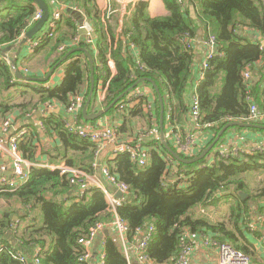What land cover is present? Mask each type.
Wrapping results in <instances>:
<instances>
[{"label":"trees","instance_id":"obj_1","mask_svg":"<svg viewBox=\"0 0 264 264\" xmlns=\"http://www.w3.org/2000/svg\"><path fill=\"white\" fill-rule=\"evenodd\" d=\"M74 1L84 10L97 36L94 47L83 40L77 45L92 56L93 105L97 104L99 82H105L110 76L107 66L110 60L115 74L100 107L110 105L138 80L151 79L165 110L170 108L164 113V124H184L194 64V49L186 44L196 37L199 26L205 39L215 38L217 52L208 62L209 68L195 92L200 110L198 124L212 135L208 145L225 124L252 123L248 120L251 103L264 112V93L259 86L262 68H255L264 61V47L254 37L256 34L264 37V7L258 0H181V3L162 0L168 15L157 18L149 16L146 2L138 1L119 35L114 33L109 21H102L92 0ZM38 10L29 0L0 3V51L17 44L30 29L31 18ZM67 25L76 32L73 24ZM42 31L33 39L37 45L31 47L33 52L24 58L26 62H20L19 66L27 71V63L44 48H47L44 61L50 63V68L70 51L60 50L62 38H45L47 32ZM62 65L61 84L46 88L45 83L17 80L10 65L0 57V118L15 109L31 113L45 103L67 107L70 98L82 91L87 97L90 69L85 55L74 52ZM246 73L248 78L244 76ZM254 76L259 79L254 81ZM141 84L150 86L147 82ZM16 97L22 101L18 103ZM156 106L155 116L145 112L142 103L116 112L126 122L116 128L120 139L133 138L128 127L131 118L145 119L147 127H151V119L159 117L157 102ZM41 124L47 134L55 135L63 143L71 156L66 159V165L94 175L98 164L109 162H98V147L70 133L62 117L44 118ZM257 124L264 126V121ZM240 130L230 128L225 134ZM248 130L264 136V130ZM142 132L133 141H140L148 150L146 166L132 163L128 154L117 155L108 163L110 173L129 190L116 209L118 217L126 223L127 241H135L138 229L152 226L154 232L146 253L153 264H174L180 241L188 233H206L250 256L240 223L243 225L247 214L264 215V150L241 153L238 157L215 152L210 161L205 158L196 164L184 165L177 163L159 141L146 138ZM225 134L215 148L224 141ZM32 139L31 134L19 143L22 156L29 162L36 153ZM167 156L173 166L167 165L164 160ZM254 175L259 177L256 185L250 183ZM77 189V185L57 170L46 168H31L26 183L14 191L0 189V200L7 202L9 208L15 207L9 214L0 215V264H21L11 253L20 252L25 256L28 253L32 257L36 249H39L36 258L42 264H87L79 261L82 250L78 241L95 224L111 221L113 213L100 188L86 187L81 195ZM240 194L246 197L242 199ZM13 216L20 222L15 230ZM103 250L104 264H127L113 238L104 239Z\"/></svg>","mask_w":264,"mask_h":264},{"label":"crops","instance_id":"obj_2","mask_svg":"<svg viewBox=\"0 0 264 264\" xmlns=\"http://www.w3.org/2000/svg\"><path fill=\"white\" fill-rule=\"evenodd\" d=\"M92 1L96 9H98V11L101 13L102 21L103 22H105V20L109 21L110 25L114 28L113 31L116 35H119L121 33L124 22L132 14L133 7L138 1H143L148 4V13L151 18L163 17L168 15L162 0H92ZM45 2L47 3L50 10L49 12L51 14L53 13V11H59L61 13L60 19L56 23L55 31H53L54 32L53 38L63 39L62 40L63 43H61L60 46L62 45L64 46L65 44L69 43L72 40V38H74L75 36H82L83 34L77 31V29L82 25H87L90 28V31L94 35V40L97 39V36L93 32V29L90 26L91 24H89L88 18L85 15L84 10L80 6H78L74 0H56L55 4L50 3L47 0ZM80 19L82 20V23L79 22ZM68 22H70L75 26L76 28L75 33H73L72 28L67 25ZM197 29L198 30L196 31V37L193 39V49H194V64L192 66L193 79L191 80V84L189 86V91L187 95L188 108L190 105V97L192 96L193 88L198 79L197 71L200 68V66L204 63L207 54V49L205 48L204 45V41L206 40L204 37V32L202 28L199 26ZM43 31L48 33L49 31L48 23H46V25L44 26ZM254 37H256V39L264 47V37H261L258 34H256ZM20 39L17 42V44L13 46H5L0 51V57L6 56L11 61L17 59L15 66L20 73L21 71L23 73L24 71H26L28 77L43 79L51 69L49 67L50 63H45L44 61V58L47 56V53L45 52L47 48L42 49L39 55L35 56V58L30 60L29 63H27L29 70L27 71L26 69H23L19 66L20 62H22L23 64L26 62L24 61V58L25 57L27 58L28 55L31 52H33L31 49L32 44L35 43L37 44V42L31 40L28 43H26L24 46H20V44H18L20 43ZM72 49L74 48L72 47L69 48V50ZM17 55L18 57L16 58ZM63 67L64 66L62 65L56 72H54V74L49 79V81H47L44 84L45 87H53L58 84H61L64 78ZM257 67L260 70L262 68V71H260L261 72L260 75H262V80L259 86L260 89L262 90V93H264V61L259 63L258 66H256L255 68ZM253 79L254 81H256L259 79V77L254 76ZM138 86H141L140 88H143L144 90H147L149 92V95L143 98V102L145 106L149 105L151 108L149 112H147L143 108L144 111L147 112L148 114L150 113L153 116H155V111L157 108L156 106L157 97L155 96L156 99L154 101V95L156 94H154L155 92L153 88L151 87V85L149 86L144 84H140ZM81 93L85 95L83 91ZM85 98L86 95L84 97L83 106L79 113V118L76 120L75 123H72V118L70 117V115L66 113L65 110L66 108L56 103H48V105L47 103H45L41 105L39 108H37V110L32 111L31 113L27 112L25 114L22 112V110L15 109L7 115V117H11L13 119L15 132L21 130L23 126H25L28 127V129L30 130L29 136L31 134L33 135L32 141L35 144L36 153L33 161L29 162L27 160L33 168H36L39 165H43L44 167L47 166L50 168L52 166H58L62 163L66 164V159H69L71 157L69 154H67L63 143L58 138H56L55 135L47 134L43 126H41L42 125L41 120L44 118H49L57 115L59 117H62L64 124L70 121L71 124H74L76 126H81V125L95 126V125L104 124V125H112L113 127L118 128L119 126L126 124L123 118H119V114L116 113L118 111L115 110L116 109L115 107H113L115 108L114 110H112L113 108L110 109L106 114H104L101 118L97 120L90 122L85 121L82 116V110L84 108L86 101ZM104 108H106V106L100 107L98 103L97 104L95 103V105H93L91 101L87 108L86 113L87 115L94 114L97 113L99 110H103ZM167 110L168 109H166L164 113H168ZM131 119L132 120L130 121L128 127H130V132L132 133L133 138H130L131 137L130 136L129 138L121 139V141L132 140L139 133H141V131H143L142 133L146 135V138L153 140L156 139L158 141L159 117L157 119L156 117H153V119H151L152 121L151 127H147V123L145 122V119L142 118L141 120L134 118ZM174 130H178L182 138H185L187 135H192L194 133H197V130L196 131L193 130V125L188 117V113H187V120L182 125L175 124V126H171L167 123L164 124V134L166 136L168 135V133H172ZM199 132H201V129ZM203 132H204V139L206 140L205 143H207L209 140H211L212 135H210L209 132L204 131V129ZM13 133H14L13 131H10L7 136L10 137L12 136ZM168 143L172 146L171 141H168ZM257 144L259 145L264 144V136L262 135V133L256 131L254 132L249 131L248 129L247 130L242 129L240 131H230L227 134H225L224 141L219 144L218 148H215V151L218 153L219 151H222L225 154V153H230L232 149H235L236 147H238L240 150H245ZM110 155L111 152L108 149H104L101 151V154H99V157L102 158L101 161H108ZM213 155L214 153H211L210 156L206 158V160L210 161ZM2 160L3 162L8 164V158L6 156ZM97 166L95 168L94 175L86 174L87 179L86 182L84 181L85 185L87 187L89 186L98 187V188L102 187L106 191L113 193L116 196V198H118L117 197L118 193L117 192L114 193V189L108 184V182L101 175L100 169L99 172L96 170ZM0 206H1L0 215L9 214V211H11L12 208H15V207L9 208V204L3 200H0ZM12 220L14 222L18 219L15 216H13ZM28 221H31V217L29 218ZM240 230L243 232V235L249 246V250H250L249 257L251 263L264 264V215L262 213H260L259 215H255L254 213L252 215L247 214L246 219L243 222V225L240 223ZM108 232H109L108 237H111L116 241V244L121 254L123 256L127 254L130 258L131 264H135L134 254H133L134 243L125 240L124 242H122L121 239L114 232L112 231H108ZM105 238L107 237H105L103 233L99 234L96 240L94 241L93 245L91 246L90 254L92 256L91 259L92 264H97L99 256L103 253V246H104L103 243ZM194 244H195V251L191 257L190 264L218 263L216 252L212 249L206 248L203 244L202 238L196 236V238L194 239ZM26 257L28 258V260L31 259V256H29L28 253L26 254Z\"/></svg>","mask_w":264,"mask_h":264},{"label":"built area","instance_id":"obj_3","mask_svg":"<svg viewBox=\"0 0 264 264\" xmlns=\"http://www.w3.org/2000/svg\"><path fill=\"white\" fill-rule=\"evenodd\" d=\"M47 1L53 4L56 3V0ZM258 1L261 2L264 7V0ZM178 3H181V0H178ZM60 14L61 13L59 11H53V13L51 14L47 22L49 31L46 34L45 38H52L54 36L53 31H55L56 23L60 19ZM41 16L42 12L38 10L31 18L30 26L32 27L41 18ZM78 30L83 35L75 36L69 43L65 44L64 46H60V50H66L71 47L75 48L81 42V40H83L87 45L91 47L95 46L94 35L87 25L80 26ZM36 45V43L32 44L33 47ZM189 45L193 47V40H188L186 46ZM204 45L207 49V54L204 63L198 69V79L193 88L192 96L190 97V105L188 111V117L193 125V130H197V133L187 135L185 138H182L178 130H174L172 133H168L167 136L165 135L167 143L168 141H171V148L178 155H183L188 159L199 155L207 147L209 142L208 141L207 143H205L206 140L204 139L203 132L205 126L201 127L198 124L200 110L199 100L195 92L197 86L203 81L205 77L204 72L209 68L208 62L213 59V57L217 54L215 38L212 36L208 37V39L204 41ZM131 47H133V45H131ZM2 59L9 65H11V60L8 59L6 56H3ZM107 66L110 72V76L105 82H99L98 90L96 93V101L99 105L105 101L109 82L115 74V67L110 60L108 61ZM24 73H26V71H24ZM244 76L245 78H248L249 75L248 73H246ZM140 87L141 86L134 88L115 104L114 107L117 109V111L121 112L126 109H133L134 107L142 103L144 109L149 112L151 107L148 104V106H145L143 102V98L147 97L149 95V92ZM84 97L85 95L83 93L74 95L70 98L68 106L65 107L66 113L72 118V123H75L76 120L79 118V113L83 106ZM155 99L156 97L154 95V101ZM167 111L169 112L170 108ZM248 120L255 124L264 121V112L262 113L255 103L250 104ZM65 125L66 129L70 133L78 136L83 140H86L91 144L96 145L98 147L97 155L101 154L102 150L108 149L111 152V155L108 158L109 162L112 161L117 155L128 154L132 163L141 167L146 166V154L148 150L141 144L140 141H133L134 139L129 141H121V139L116 133V127L104 124L95 126H76L74 124H71L70 121L67 122ZM200 129L201 132H199ZM10 131H13L14 133L12 134V136L9 137L7 135ZM29 134L30 130L28 129V127L25 126H23L21 130L15 132L14 122L11 117L5 116L3 118H0V189L3 192L14 191L18 187L25 184L29 178L31 168L33 167L22 156L19 150V143L24 137L29 136ZM263 150V145L257 144L245 150H240L238 147H236L235 149H232L230 153L232 156L238 157L241 153L251 154L255 151ZM219 153L225 155L222 151H219ZM5 156L8 158V164L3 162L2 160ZM164 160L166 161L167 165L173 166L169 156L165 157ZM109 162L104 163V165H100L101 175L114 189V193L117 192L121 194V197L116 198L113 193H110L102 187H99L104 192L106 203L108 204L110 211L113 213V219L107 223L95 224L88 231V233L78 241V244L80 245L82 250V253L79 257V261L87 264H92V256L90 254L91 246L93 245L97 236L103 233L105 230L114 232L121 239L122 242H124V240L127 241L126 223L124 220L118 217V215L116 214V209L121 206V204L123 203V198L126 194H128L129 190L126 184L119 181V179L115 175L110 173V168L108 165ZM36 168H46L51 171L57 170L61 176L67 177L71 184L78 186V195H81L87 187L84 183V181L86 182L87 175L82 170L77 169L75 167H70L65 163H62L58 166H52L50 168L47 166L44 167L43 165H39ZM164 182L166 183L165 180ZM19 225L20 222L18 220L14 221L12 229H17ZM153 232L154 228L152 226H147L137 230L138 235L135 241L132 242L134 243L133 254L135 264H152V262L148 258L146 251ZM196 236L203 239V244L206 248L212 249L216 252L218 258L217 264H252L249 256L238 251L229 243L220 242L206 233H188L187 235H185V237L180 241L179 254L174 264H190L191 257L195 251L194 239L196 238ZM38 251L39 249H36L35 253L33 254L30 260H28V258L20 252H13L11 253V256L14 259H17L21 264H42L36 258ZM124 257L126 258L127 264H131L129 256L125 254ZM104 261L105 255L103 250V253L98 258L97 264H104Z\"/></svg>","mask_w":264,"mask_h":264},{"label":"water","instance_id":"obj_4","mask_svg":"<svg viewBox=\"0 0 264 264\" xmlns=\"http://www.w3.org/2000/svg\"><path fill=\"white\" fill-rule=\"evenodd\" d=\"M4 1H6V0H0V3L4 2ZM29 1H32V2L35 3L37 8L42 12V16L30 29H28L24 33V35L20 39V43H18V44H20V46H24L26 43H28L29 41L33 40V38H35L43 30L44 26L48 22L49 15H50L49 8H48V5L45 2V0H29ZM79 22L82 23V20L80 19ZM74 52H82L85 55V57H86V59H87V61L89 63V69H90L89 91H88V95L86 97L84 108L82 110L83 119L85 121L90 122V121H94V120H97V119L101 118L110 109H112L119 100H121L124 96H126L130 91H132L134 88H136L141 83L147 82L153 88V90H154V92L156 94L157 103H158V106H159V143L165 149V151L177 163H181V164H184V165H193V164H196V163H198L200 161H203L205 158L209 157L211 153H213V150L217 146L220 138L230 128L237 127V128H241V129L264 130V126L263 125H259V124H255V123H241V122H230V123H227L218 132V134L213 139V141L199 155H197L196 157H194L192 159L186 160V159H183L180 155H178L168 145V143H167V141L165 139V134H164V112H165L164 102H163V99H162V97H161V95L159 93V90L157 89L156 84L151 79H146L145 78V79L138 80L127 91H125L121 96H119L116 100H114L109 106H107L103 110H99L97 113L87 115L86 111H87V108H88L90 102L92 101V96H93V92H94V78H93L94 67H93L92 56L86 49L77 47V48H74V49L70 50L69 52H67L54 66L51 67V69L49 70L48 74L43 79H36V78L28 77V76H25L22 73H20L18 71V69L16 68V66H15V63H16L17 59H14V60L11 61L10 67L12 68L14 77L17 80H21V81H25V82L46 83L52 77L54 72H56L59 69L60 65H62V63H64L66 61L68 56L71 55ZM17 57H18V55L16 56V58ZM101 159L102 158L99 157L98 158V162H100ZM99 169H100V166L98 165L96 170L99 172ZM117 197L120 198L121 194L118 193ZM240 197L242 199H244L246 197V195L245 194H240ZM103 234H104L105 237L109 236V232L107 230L104 231Z\"/></svg>","mask_w":264,"mask_h":264},{"label":"rangeland","instance_id":"obj_5","mask_svg":"<svg viewBox=\"0 0 264 264\" xmlns=\"http://www.w3.org/2000/svg\"><path fill=\"white\" fill-rule=\"evenodd\" d=\"M16 101H17L18 103H20L22 100L19 99V97H16ZM111 123H112V122H111ZM112 124H113V123H112ZM214 152H215V149L213 150V153H214ZM258 182H259V177H258V175H254V176L251 177V179H250V183H251V184L256 185ZM0 209H1V206H0Z\"/></svg>","mask_w":264,"mask_h":264}]
</instances>
